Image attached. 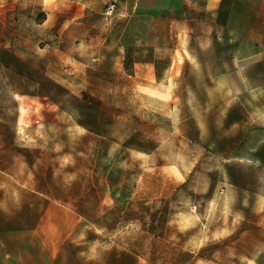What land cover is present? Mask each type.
Wrapping results in <instances>:
<instances>
[{
  "label": "rangeland",
  "instance_id": "obj_1",
  "mask_svg": "<svg viewBox=\"0 0 264 264\" xmlns=\"http://www.w3.org/2000/svg\"><path fill=\"white\" fill-rule=\"evenodd\" d=\"M137 1L0 0V246L48 194L149 264H264V0Z\"/></svg>",
  "mask_w": 264,
  "mask_h": 264
},
{
  "label": "crops",
  "instance_id": "obj_2",
  "mask_svg": "<svg viewBox=\"0 0 264 264\" xmlns=\"http://www.w3.org/2000/svg\"><path fill=\"white\" fill-rule=\"evenodd\" d=\"M174 1L139 0L134 6L139 10H146L163 4L167 6L168 2ZM223 1L208 0V4L216 9V17H219ZM77 8L85 10L86 4L80 2ZM142 64L134 63L135 75H140ZM42 196L48 199L47 208L35 229L27 234V239L0 246L3 264H149L133 248L124 247L114 241L95 243L84 239L77 212L62 206L55 196Z\"/></svg>",
  "mask_w": 264,
  "mask_h": 264
}]
</instances>
